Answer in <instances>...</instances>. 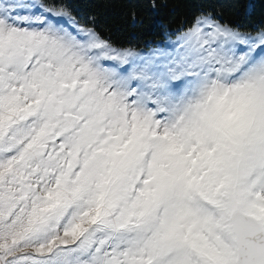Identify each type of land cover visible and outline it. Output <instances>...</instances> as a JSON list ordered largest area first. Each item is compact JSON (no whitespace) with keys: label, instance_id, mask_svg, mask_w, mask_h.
Masks as SVG:
<instances>
[{"label":"snow or ice","instance_id":"6c2138e0","mask_svg":"<svg viewBox=\"0 0 264 264\" xmlns=\"http://www.w3.org/2000/svg\"><path fill=\"white\" fill-rule=\"evenodd\" d=\"M0 264H264V27L0 0Z\"/></svg>","mask_w":264,"mask_h":264},{"label":"trees","instance_id":"16d2710c","mask_svg":"<svg viewBox=\"0 0 264 264\" xmlns=\"http://www.w3.org/2000/svg\"><path fill=\"white\" fill-rule=\"evenodd\" d=\"M84 23H94L115 44L154 45L201 10L243 29L264 27V0H67ZM155 4V7H152Z\"/></svg>","mask_w":264,"mask_h":264}]
</instances>
